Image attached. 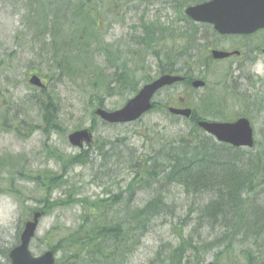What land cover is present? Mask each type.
<instances>
[{"label": "rangeland", "instance_id": "1", "mask_svg": "<svg viewBox=\"0 0 264 264\" xmlns=\"http://www.w3.org/2000/svg\"><path fill=\"white\" fill-rule=\"evenodd\" d=\"M66 1L0 0V264H9L7 253L18 244L24 224L33 211L43 210L54 201L66 200L65 205L50 209L40 219L30 247L34 255H41L81 222L82 207L70 199L81 198L90 203L97 198L120 194L132 179L127 165L128 159H133L128 155L129 151L136 153L134 157L153 153L161 143L191 129L187 119L168 113L167 107L175 106L179 96L197 105L198 98L211 89L218 100L226 96L227 111L234 117L246 114L252 117L255 141L259 143L254 151L264 147V111L261 112L264 109V67L260 68L263 78L250 84L249 94L236 88L234 93L226 92V85L231 90L234 85L226 84L229 63L220 62L212 69L206 88L189 92L182 91L183 84L167 86L155 96V102L161 103L162 108L134 123L112 125L98 116L93 118L92 112L98 108L99 100L103 99L104 108L113 111L133 96L129 91L106 93L104 80H110L111 75L118 80L124 68L136 72L135 78L141 87L147 83L145 78L153 81L161 75V67L169 62L166 57L185 53V57L199 56L204 61L208 58L201 40L193 36V43L186 49L185 41L181 39L185 31L195 33L192 20L185 14L186 8L208 0H72L74 3L86 2L94 13L99 14L97 36L90 35L82 43L77 42L79 33L65 30L53 37L51 31L35 23L37 20L44 23L43 9L48 11L50 19H54L53 14L58 8L63 10ZM37 13L40 17H35ZM162 30L166 38L155 41ZM200 30L208 40L214 38L209 27ZM140 35L151 40L149 48L139 43L141 40L137 37ZM71 38L74 40L70 41ZM73 42L75 46H72ZM54 43L63 53L73 49L77 54L81 52L79 57L85 59L86 65L70 66L67 60L62 62L64 54L54 53ZM107 48L111 53L106 52ZM153 51L158 52L160 58L154 56ZM185 63L184 58L180 59L177 67L183 69L187 67ZM185 71L180 74H186ZM33 73L42 78L48 91L53 92L63 125L60 132L47 135L41 127L39 94L42 91L29 83ZM220 91L226 94H220ZM23 119L38 125L39 129L25 137L28 124L24 122L27 124L24 134H16L14 128ZM91 127H94V141L90 146L79 148L69 142L70 133ZM111 140L119 142L125 157H122V164H118L115 157H109L108 166L111 165L113 174L107 177L104 174L108 168L101 169L104 161L98 150L103 149V142ZM89 148L92 150L87 163L84 164L83 158L75 160ZM104 149L109 150V145ZM54 177L59 179L49 183ZM162 189L169 209L153 220L126 264H164L168 249L179 243L181 234L200 242H211L217 237L218 230L200 220L203 206L215 198L213 192L196 194L176 184ZM122 194V199L128 195ZM152 195L150 190L139 189L133 205H143ZM254 200L264 205V187L257 190ZM251 247L240 246L239 249ZM217 250L209 248L202 251L201 256L210 262ZM61 251L56 252L58 259L64 254ZM237 264L247 262L241 256Z\"/></svg>", "mask_w": 264, "mask_h": 264}, {"label": "trees", "instance_id": "2", "mask_svg": "<svg viewBox=\"0 0 264 264\" xmlns=\"http://www.w3.org/2000/svg\"><path fill=\"white\" fill-rule=\"evenodd\" d=\"M66 3L63 10L58 8V12L53 14L54 19H50L48 11L43 9L41 13L44 14V23L38 20L35 23L41 24L44 30L51 31L53 37L61 35L65 30L72 34L79 33L76 37L78 43L84 42L90 35L96 37L100 24L99 14L94 13L95 10L88 7L86 2L82 4L68 0ZM36 16L40 17V14L37 13ZM164 32L162 30L155 41H164L166 38ZM137 38H140L139 43L145 44L146 48L150 47L152 42L150 39L147 41L145 35ZM181 39L185 41L186 49H189L193 43L191 34L185 31ZM71 40L73 41L74 38ZM54 49L55 54H64L62 62L67 60L70 66L86 65L85 59L79 57L81 52L77 54L73 49L63 53L56 43ZM106 52L111 53V50L107 48ZM153 54L160 58L158 52L153 51ZM184 54L166 57L169 62L161 67V74L182 73L184 69L186 75L194 73L195 68L201 66V58L192 55L185 57ZM183 58L187 67L179 69L177 61ZM135 77V71H127L125 68L118 80L111 75L110 80L103 82L106 93L129 91L134 95L140 88V83ZM191 80L187 79L188 84ZM149 81H151L149 77L144 79V82ZM218 85L220 82L217 83ZM40 89L42 91L39 94L41 127L47 135L60 132L63 130V125L53 92L48 91L47 84ZM224 100L204 98V102L210 103L201 106L204 109L202 112L204 117L194 113L192 118L187 119L191 129L173 140L161 143V147L153 153L134 157L136 153L129 151L128 155L133 159H128L127 165L132 172V179L125 188L121 189L120 194L97 198L90 203L87 202L88 200L69 197L74 198L70 199V202L80 203L82 207L81 222L51 247L56 252L62 250L61 252L64 253L55 264H126L129 255L135 252L153 220L169 209V202L162 187L173 184L196 194L201 192L215 194V198L210 199L201 209L200 220L208 222L213 230H218V233L216 239L211 242L194 241L192 236L187 238L181 234L179 243L168 249L169 254L163 260L164 264H237L241 256L247 264L264 263V205H259L254 200L257 190L264 187V147L255 152L254 148L259 144L257 142L252 148L235 147L218 142L198 125L200 119L209 117L220 120L236 118L227 109L213 108H227V101ZM162 106L161 103L154 102L151 111ZM98 107H104L103 99L99 100ZM92 113L95 119L97 117L95 111ZM245 116L252 118L249 114ZM22 121L14 128L16 134L23 135L24 125L27 124L28 133L25 137L39 129L38 125L27 123L24 119ZM91 130H94V127H91ZM106 145H109V150L104 149ZM99 149V156L104 161L100 167L101 169L107 167L104 175L112 177L113 170L111 165L108 166V160L113 156L118 164H122V157H125L124 152L121 151L122 147L119 142L111 140L108 143L103 142V149ZM125 149L130 150L128 147ZM91 150L92 148L83 150L75 160L83 158L84 164L87 163ZM58 179L51 178L49 183H55ZM139 189L150 190L153 195L143 205L134 206L135 194ZM123 192L128 194L124 199H122ZM65 201L50 203L44 207V213L58 205H65ZM247 245L253 247L239 249L240 246ZM212 247L218 250L213 260L207 262L201 253Z\"/></svg>", "mask_w": 264, "mask_h": 264}, {"label": "water", "instance_id": "3", "mask_svg": "<svg viewBox=\"0 0 264 264\" xmlns=\"http://www.w3.org/2000/svg\"><path fill=\"white\" fill-rule=\"evenodd\" d=\"M187 14L197 21L214 24L222 33H251L264 27V0H211L209 2L189 6ZM229 54L214 51L215 58H223ZM183 77L177 74H163L150 83L145 84L137 94L129 98L125 104L116 110L99 107L96 114L109 123H127L139 119L153 107L155 94L167 85L181 81ZM30 83L37 87L45 84L37 74L32 75ZM195 87L205 85V81L197 79ZM174 114L190 117L192 109L170 107ZM199 126L218 141L226 142L237 147H252L255 142L254 129L247 117H240L235 121L200 120ZM72 145L83 147L93 142V132L89 128L75 130L68 135ZM44 211L36 210L25 222L19 243L9 252L10 264H55L54 250H46L41 255H34L31 242L36 235L40 219ZM264 264V263H260Z\"/></svg>", "mask_w": 264, "mask_h": 264}, {"label": "flooded vegetation", "instance_id": "4", "mask_svg": "<svg viewBox=\"0 0 264 264\" xmlns=\"http://www.w3.org/2000/svg\"><path fill=\"white\" fill-rule=\"evenodd\" d=\"M190 19L192 20L193 28H195V33L194 35L191 34V39L194 41L195 37V39L198 38V40H201L200 44L204 47V50L207 51L208 58H205V61L200 60L201 66L195 68L194 73L183 75L184 78L181 84H183L184 87L182 91L187 90L191 92L200 88H206L208 85L209 75L211 74L215 64L228 62L229 74L226 78V84L232 83L234 85V90H231L230 86L226 85V88H228L226 92L234 93L236 88L239 92L243 90L245 93L249 94L247 89H250V84L263 78V75L260 73V68L264 67V27L251 33H222L215 28L214 24L210 22L197 21L193 18ZM202 27H209L213 31L214 38L208 40V37L200 30ZM259 35L261 37H259ZM229 40L231 41L230 44H228ZM216 50L229 55L223 58H215L214 51ZM198 54H200V51ZM235 72H237V74ZM187 79H192L189 84ZM197 79H204L206 84L200 86L199 88L195 87L193 82ZM226 92L221 91L220 94H226ZM214 95H216L214 89L206 92L198 98V105L197 103L192 104V102H189L188 99L183 96H179V98H177L179 100H177V104L175 106L179 108H191L193 110L191 116H193L194 113L203 116L202 112L204 109L201 106L210 105L209 102H204L203 99L214 98ZM225 98L226 96L221 99V101ZM224 102H226V100H224ZM213 108L221 110L227 109L224 107ZM262 111H264V109H262L261 112Z\"/></svg>", "mask_w": 264, "mask_h": 264}]
</instances>
